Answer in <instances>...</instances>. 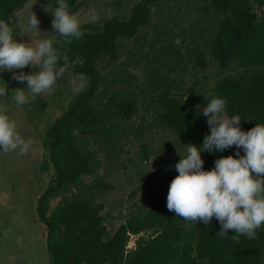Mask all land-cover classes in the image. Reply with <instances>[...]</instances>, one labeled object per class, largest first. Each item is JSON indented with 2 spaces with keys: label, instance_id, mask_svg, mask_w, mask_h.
Instances as JSON below:
<instances>
[{
  "label": "trees",
  "instance_id": "16d2710c",
  "mask_svg": "<svg viewBox=\"0 0 264 264\" xmlns=\"http://www.w3.org/2000/svg\"><path fill=\"white\" fill-rule=\"evenodd\" d=\"M28 1L0 0V20H11ZM85 1L66 3L74 13ZM127 7L81 24L80 40L54 39L69 57L66 73H83L88 83L42 134L43 168L53 176L36 211L47 231L48 264H264V226L254 240L235 243L234 230L219 238L215 217L194 223L169 211V189H145L118 216L104 212L115 172L163 155L165 146L151 143L154 134H167L166 147L175 143L183 153L187 144L203 145L211 129L202 109L211 94L227 101L229 116L242 118V130L264 124V0H133ZM36 103L31 114L47 106ZM132 146L139 148L135 156ZM237 151H202L203 168ZM179 160L165 162L174 167L171 182Z\"/></svg>",
  "mask_w": 264,
  "mask_h": 264
},
{
  "label": "clouds",
  "instance_id": "9594fccd",
  "mask_svg": "<svg viewBox=\"0 0 264 264\" xmlns=\"http://www.w3.org/2000/svg\"><path fill=\"white\" fill-rule=\"evenodd\" d=\"M45 10L52 12L53 32L65 42L82 38L81 22L77 14L69 11L66 0H58L54 10L45 5ZM39 24L37 14L32 12L27 19L26 31L19 33L21 36L29 34L31 41L23 42L14 39L10 18L0 20V72L11 71L13 79L27 81L26 88L15 89L13 99L19 105L29 101L25 89L33 97L52 94L57 81L64 77L70 66L68 55L53 46L54 38H32L33 31L41 32ZM29 65L34 69L31 73L17 71ZM37 67L39 71H35ZM87 83L88 78L83 73L73 77L75 87L82 89ZM7 89V84L0 87V97L7 94ZM211 96L202 109L210 134L205 135L202 146L187 144L183 154L177 148L181 159L175 165L178 175L170 184L167 208L187 222L209 224L215 217L221 224L217 233L219 238L234 230L233 242L239 243L241 236L254 240L258 238L257 230L264 226V124L257 123L248 131L242 130V118L228 115L227 101L214 94ZM186 99L187 96L184 101ZM6 113L7 107L0 106V149L5 153L27 154L33 141L25 140L17 130L16 122ZM231 146H236V155L218 158L211 170L203 168L202 151L222 152ZM240 148L244 149L245 155H239ZM261 260L264 261V256Z\"/></svg>",
  "mask_w": 264,
  "mask_h": 264
},
{
  "label": "rangeland",
  "instance_id": "374dc122",
  "mask_svg": "<svg viewBox=\"0 0 264 264\" xmlns=\"http://www.w3.org/2000/svg\"><path fill=\"white\" fill-rule=\"evenodd\" d=\"M132 2L133 0H86L73 14H77L81 24H84L107 17L113 12L124 11ZM32 12L38 16L41 30L40 33L33 31L32 38L55 39L58 34L53 32L55 31L52 28L53 14L45 10V4L41 0H29L24 8L12 16L14 39L23 42L31 41L29 34L21 36L19 33L26 31L27 19ZM131 47V43L126 46L128 50ZM125 58L126 53L122 55L121 60ZM17 71L31 73L34 69L29 65ZM35 71H39V67ZM73 77V74L65 73L64 77L57 81L55 90L50 95L42 93L33 97L25 89L29 101L24 105H19L13 99L15 89L26 88L27 81L20 82L13 79L11 71L0 72V87L8 85L7 94L0 97V106L7 107L6 114L16 122L17 130L25 140L33 141L29 152L23 155L18 151L5 153L0 149V193L4 192L2 201H0L1 264H10L7 258L15 256L22 262L18 264H48L49 262L46 227L39 221L36 211L37 199L50 184L53 176L52 169L45 171L43 168L46 153L42 148V134L46 127L67 108L72 97L84 89L74 86ZM38 99L46 101L47 106L44 110L34 109L31 114L32 103H36ZM171 140L172 138L165 133L154 134L151 143L154 146H165L163 155L151 157L148 162L142 166L139 165L141 166L139 168L128 164L126 168L115 172L109 178L114 188L105 195V213L110 212L113 216H118L120 212L125 213L131 202L139 199L147 188H153L160 193L169 189L170 176L174 167L172 163L166 164L165 162L168 158L180 159L175 143H171V148L166 147L167 142ZM138 151V146H132L130 156H135ZM142 175H145V181L142 180ZM138 186H142V189L136 196L130 198L132 190ZM58 200V198H53L51 206L54 207ZM137 238L136 235L131 236L128 248L135 245Z\"/></svg>",
  "mask_w": 264,
  "mask_h": 264
},
{
  "label": "crops",
  "instance_id": "0c3cea01",
  "mask_svg": "<svg viewBox=\"0 0 264 264\" xmlns=\"http://www.w3.org/2000/svg\"><path fill=\"white\" fill-rule=\"evenodd\" d=\"M0 194H1V195H0V201H2L1 199H2V196H3L4 192H1ZM7 257H8V256H7ZM7 261H9L8 263H10V264H18V263L21 262V261L19 260V258H17L16 256L13 257V258H11V257L7 258ZM21 263H22V262H21ZM0 264H1V263H0Z\"/></svg>",
  "mask_w": 264,
  "mask_h": 264
}]
</instances>
